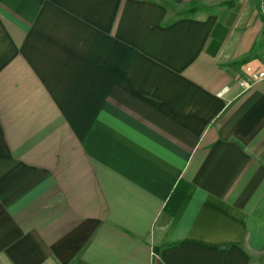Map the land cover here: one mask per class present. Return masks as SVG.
Listing matches in <instances>:
<instances>
[{
  "label": "crops",
  "instance_id": "crops-1",
  "mask_svg": "<svg viewBox=\"0 0 264 264\" xmlns=\"http://www.w3.org/2000/svg\"><path fill=\"white\" fill-rule=\"evenodd\" d=\"M248 67L264 0H0V264H264Z\"/></svg>",
  "mask_w": 264,
  "mask_h": 264
},
{
  "label": "built area",
  "instance_id": "built-area-1",
  "mask_svg": "<svg viewBox=\"0 0 264 264\" xmlns=\"http://www.w3.org/2000/svg\"><path fill=\"white\" fill-rule=\"evenodd\" d=\"M246 71V76L240 81V85L243 89H251L256 83L264 81V71H256L251 67H248Z\"/></svg>",
  "mask_w": 264,
  "mask_h": 264
},
{
  "label": "trees",
  "instance_id": "trees-1",
  "mask_svg": "<svg viewBox=\"0 0 264 264\" xmlns=\"http://www.w3.org/2000/svg\"><path fill=\"white\" fill-rule=\"evenodd\" d=\"M192 10H196L195 8H193Z\"/></svg>",
  "mask_w": 264,
  "mask_h": 264
}]
</instances>
